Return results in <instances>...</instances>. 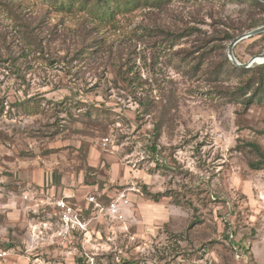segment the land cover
I'll return each instance as SVG.
<instances>
[{
    "label": "rangeland",
    "instance_id": "374dc122",
    "mask_svg": "<svg viewBox=\"0 0 264 264\" xmlns=\"http://www.w3.org/2000/svg\"><path fill=\"white\" fill-rule=\"evenodd\" d=\"M21 1L0 0L3 264H264V100L217 75L264 11L149 0L103 37ZM234 53L264 54V34Z\"/></svg>",
    "mask_w": 264,
    "mask_h": 264
},
{
    "label": "trees",
    "instance_id": "16d2710c",
    "mask_svg": "<svg viewBox=\"0 0 264 264\" xmlns=\"http://www.w3.org/2000/svg\"><path fill=\"white\" fill-rule=\"evenodd\" d=\"M166 0H152L153 3H148L149 0H25L21 1L22 4H29L30 8H36L37 6L44 8L48 11V14L61 15L64 18H82L87 22L94 24V29L97 33L103 37L108 36L109 32L115 33L122 28V21L118 19L120 14H127L139 10L144 4L149 5L160 4L162 5ZM247 2L251 6L264 11V3L259 0H239ZM6 3V2H5ZM264 21V20H263ZM264 24L259 19H251L249 27L246 32L260 27ZM195 28H191L186 31V34L191 35L195 32ZM159 32L165 36L173 38V43L183 36V33L168 34L164 29H160ZM173 33V32H172ZM185 34V33H184ZM227 39L232 42L234 37L228 33ZM225 72L229 76L236 78H242L244 82L237 88V92L241 96H246L244 101L245 105H251L252 103L264 100V64L258 65L252 69H242L235 66L229 58L226 60V66L221 67L217 72L219 76ZM254 149L258 150V147L254 145ZM151 153L155 156L158 154L159 149L156 144L150 148ZM261 164H264L261 163ZM260 164V165H261ZM257 163H251L252 169H258L260 167ZM162 194L154 195V200H159ZM229 238V237H228ZM122 264H137L133 261L124 260Z\"/></svg>",
    "mask_w": 264,
    "mask_h": 264
},
{
    "label": "water",
    "instance_id": "95a60500",
    "mask_svg": "<svg viewBox=\"0 0 264 264\" xmlns=\"http://www.w3.org/2000/svg\"><path fill=\"white\" fill-rule=\"evenodd\" d=\"M264 3V0H259ZM264 34V25L261 27H258L256 29H253L251 31H248L246 33H243L242 35H239L236 37L229 46V60L237 67L242 69H252L258 65L264 64V54L256 55L252 57L247 63H241L236 58V55L234 53L235 47L242 41L247 39H252L258 36H262Z\"/></svg>",
    "mask_w": 264,
    "mask_h": 264
},
{
    "label": "built area",
    "instance_id": "2783aa9c",
    "mask_svg": "<svg viewBox=\"0 0 264 264\" xmlns=\"http://www.w3.org/2000/svg\"><path fill=\"white\" fill-rule=\"evenodd\" d=\"M24 198L25 200H27L28 196H25ZM127 205H128V200L125 198V195H121V197L117 201L112 202L107 207V213L110 217H112L115 220H122L124 218L123 209ZM56 206L65 208L66 204L64 202H57ZM68 220L72 221L71 218H68ZM8 255H9L8 251L0 250V264H3L4 261L7 260Z\"/></svg>",
    "mask_w": 264,
    "mask_h": 264
}]
</instances>
